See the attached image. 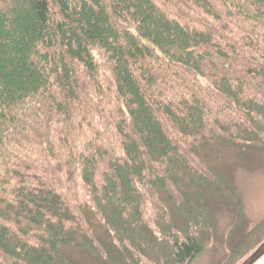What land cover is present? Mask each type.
Wrapping results in <instances>:
<instances>
[{"label":"trees","instance_id":"obj_1","mask_svg":"<svg viewBox=\"0 0 264 264\" xmlns=\"http://www.w3.org/2000/svg\"><path fill=\"white\" fill-rule=\"evenodd\" d=\"M222 145L264 151V0H0V264H191Z\"/></svg>","mask_w":264,"mask_h":264},{"label":"rangeland","instance_id":"obj_2","mask_svg":"<svg viewBox=\"0 0 264 264\" xmlns=\"http://www.w3.org/2000/svg\"><path fill=\"white\" fill-rule=\"evenodd\" d=\"M204 158L207 166L216 169L226 185L222 187L221 194L202 191V207L205 206L209 214L211 228L202 235L203 251L191 264H222L227 253L234 251L250 232L264 222V151H256L248 145H222L218 149L204 151ZM192 199L198 206V200ZM88 220L97 235L111 244L112 239L100 220L93 214ZM81 242L80 235H76L75 245H64L63 253L76 264H106L81 246Z\"/></svg>","mask_w":264,"mask_h":264},{"label":"water","instance_id":"obj_3","mask_svg":"<svg viewBox=\"0 0 264 264\" xmlns=\"http://www.w3.org/2000/svg\"><path fill=\"white\" fill-rule=\"evenodd\" d=\"M242 264H264V242Z\"/></svg>","mask_w":264,"mask_h":264}]
</instances>
